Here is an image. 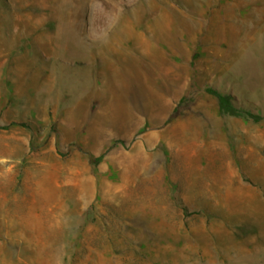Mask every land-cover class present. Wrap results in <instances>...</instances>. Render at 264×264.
Returning a JSON list of instances; mask_svg holds the SVG:
<instances>
[{
	"label": "rangeland",
	"instance_id": "obj_1",
	"mask_svg": "<svg viewBox=\"0 0 264 264\" xmlns=\"http://www.w3.org/2000/svg\"><path fill=\"white\" fill-rule=\"evenodd\" d=\"M246 254L264 264V0H0V264Z\"/></svg>",
	"mask_w": 264,
	"mask_h": 264
},
{
	"label": "trees",
	"instance_id": "obj_2",
	"mask_svg": "<svg viewBox=\"0 0 264 264\" xmlns=\"http://www.w3.org/2000/svg\"><path fill=\"white\" fill-rule=\"evenodd\" d=\"M209 92L216 98L221 115L229 117H251V114H247L235 107L229 96L222 95L213 89H210Z\"/></svg>",
	"mask_w": 264,
	"mask_h": 264
},
{
	"label": "crops",
	"instance_id": "obj_3",
	"mask_svg": "<svg viewBox=\"0 0 264 264\" xmlns=\"http://www.w3.org/2000/svg\"><path fill=\"white\" fill-rule=\"evenodd\" d=\"M245 259H247L248 260V254H246V255H241V256H238L237 257V259H236V261H241V264H247V263H245ZM230 260H235V259H233V258H222L221 260H218V263H226V262H229Z\"/></svg>",
	"mask_w": 264,
	"mask_h": 264
}]
</instances>
